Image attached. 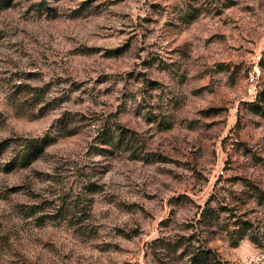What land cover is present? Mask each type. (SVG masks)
Wrapping results in <instances>:
<instances>
[{
  "label": "rangeland",
  "instance_id": "obj_1",
  "mask_svg": "<svg viewBox=\"0 0 264 264\" xmlns=\"http://www.w3.org/2000/svg\"><path fill=\"white\" fill-rule=\"evenodd\" d=\"M0 264H264V0H0Z\"/></svg>",
  "mask_w": 264,
  "mask_h": 264
},
{
  "label": "trees",
  "instance_id": "obj_2",
  "mask_svg": "<svg viewBox=\"0 0 264 264\" xmlns=\"http://www.w3.org/2000/svg\"><path fill=\"white\" fill-rule=\"evenodd\" d=\"M42 146H43V143L42 142H37L35 145H32V149L34 150H37L38 148L37 147H40V148H42ZM207 204H208V202H207ZM212 214H214L212 211H210V208L208 207V208H206V210L203 212V218H205V219H211V217H213V216H211ZM194 256L195 257H199L198 259L199 260H203L204 258H203V255H202V253L200 254V253H196V254H194Z\"/></svg>",
  "mask_w": 264,
  "mask_h": 264
},
{
  "label": "built area",
  "instance_id": "obj_3",
  "mask_svg": "<svg viewBox=\"0 0 264 264\" xmlns=\"http://www.w3.org/2000/svg\"><path fill=\"white\" fill-rule=\"evenodd\" d=\"M252 80H254V76L251 78ZM251 89V88H250Z\"/></svg>",
  "mask_w": 264,
  "mask_h": 264
}]
</instances>
